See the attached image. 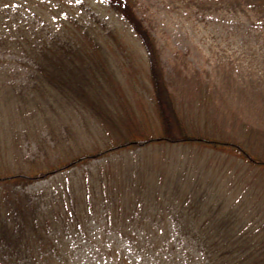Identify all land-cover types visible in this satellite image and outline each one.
Wrapping results in <instances>:
<instances>
[{"label": "rangeland", "instance_id": "1", "mask_svg": "<svg viewBox=\"0 0 264 264\" xmlns=\"http://www.w3.org/2000/svg\"><path fill=\"white\" fill-rule=\"evenodd\" d=\"M130 2L160 53L180 125L222 146L156 140L144 145L162 138L164 129L139 35L104 0H51L55 13L76 16L75 21L67 19L70 26L78 24L75 50L66 53L60 75H52L62 88L22 93L0 89V175L33 172L41 164L66 163L134 142L135 148L36 180L24 190L38 195L69 187L80 202L86 185L103 184V190V172H118L121 182L112 183L104 198L121 202L123 220L138 216L133 211L140 209L133 207L142 206V189L147 203L136 220L186 224L189 219L193 226L196 215L188 207H212L195 220L197 237L212 242L217 233L208 227L225 216L230 224L219 234L227 241L235 234L264 239V1ZM33 7L41 9L37 3ZM111 158L122 164L103 166ZM149 171L161 173L165 181L153 184L159 178L149 179ZM119 185L123 192H114ZM22 190L20 185L1 188L8 199ZM156 208L161 212L154 213ZM210 216L212 223L204 225ZM158 229L157 224L152 233Z\"/></svg>", "mask_w": 264, "mask_h": 264}, {"label": "trees", "instance_id": "2", "mask_svg": "<svg viewBox=\"0 0 264 264\" xmlns=\"http://www.w3.org/2000/svg\"><path fill=\"white\" fill-rule=\"evenodd\" d=\"M104 1L124 16L147 50L164 135L143 141L144 145L155 140L173 144L221 145L214 140L191 135L180 125L164 78L160 53L147 28L135 16L130 0ZM35 3L41 6L40 10L33 7ZM67 19L75 21L76 16H69L67 12L55 13L51 0H0V89L22 93L50 92L53 85L57 89L62 88V83L53 81L52 75H60L67 61L66 53L75 50L74 29L78 25H68ZM51 27L54 29L51 30ZM87 35L92 41L91 34ZM133 147H137L134 142L122 143L94 155L74 157L66 163L61 160L55 165L41 164V168L33 172L0 175V184H3L0 185V264H197L198 258V264H264V239H253L251 236L243 239L235 234L227 241L224 235L219 234L230 224L225 216L217 221V225L208 227L211 232L217 233L212 242L193 234L195 220L207 216L212 207L207 210L200 206L188 207L196 215L192 219L193 226L189 225V219L186 224L174 219L170 222L136 220L145 213L142 206L147 203L144 200L146 191L140 189L138 195L143 204L133 208H139L141 212L135 210L136 218L123 220L121 216L125 213L122 212L121 202L114 203V200L104 198L112 183L121 182L118 172L111 175L108 171L103 172L104 186H107L103 190V184L99 187L86 185L80 202L79 196L75 199L71 197L74 191L71 192L69 187L47 190L38 195L24 190L36 180L63 174L75 167L92 165V161L107 158L109 153L117 151L114 155H118L121 150ZM239 149L242 150L241 147ZM107 161L109 165L103 166L109 168L122 164L116 158ZM156 175L159 181L153 184H161L163 178L165 181L161 173H148L149 179ZM5 185H20L23 190L14 192L8 199L7 193L1 191ZM122 188L119 185L113 191L123 192ZM219 210L217 208L215 213L219 214ZM159 212L156 208L154 213ZM211 221L210 216L203 224H210ZM169 223L170 230L167 229ZM157 224L159 229L152 233ZM240 228L243 230L238 227V231ZM229 245L233 248L230 249Z\"/></svg>", "mask_w": 264, "mask_h": 264}]
</instances>
